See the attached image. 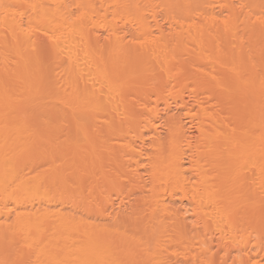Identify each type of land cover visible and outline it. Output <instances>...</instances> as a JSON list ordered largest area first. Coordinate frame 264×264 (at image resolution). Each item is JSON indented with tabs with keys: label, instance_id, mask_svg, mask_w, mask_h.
<instances>
[{
	"label": "bare ground",
	"instance_id": "bare-ground-1",
	"mask_svg": "<svg viewBox=\"0 0 264 264\" xmlns=\"http://www.w3.org/2000/svg\"><path fill=\"white\" fill-rule=\"evenodd\" d=\"M0 264H264V0H0Z\"/></svg>",
	"mask_w": 264,
	"mask_h": 264
},
{
	"label": "snow or ice",
	"instance_id": "snow-or-ice-1",
	"mask_svg": "<svg viewBox=\"0 0 264 264\" xmlns=\"http://www.w3.org/2000/svg\"><path fill=\"white\" fill-rule=\"evenodd\" d=\"M30 31H33V30L30 29ZM44 35L47 36L48 34L45 32ZM48 39H52V37L49 36Z\"/></svg>",
	"mask_w": 264,
	"mask_h": 264
}]
</instances>
